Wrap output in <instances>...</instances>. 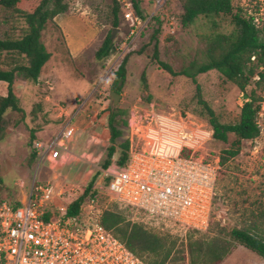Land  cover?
Returning a JSON list of instances; mask_svg holds the SVG:
<instances>
[{
	"label": "rangeland",
	"instance_id": "obj_1",
	"mask_svg": "<svg viewBox=\"0 0 264 264\" xmlns=\"http://www.w3.org/2000/svg\"><path fill=\"white\" fill-rule=\"evenodd\" d=\"M34 1L23 0L19 8L26 9ZM67 1L69 11L60 14L59 23L66 26L77 44L82 45L88 41L89 44L80 56L73 57L58 22H48L42 41L51 53V58L44 66L39 81L35 83L20 77L14 85L23 112L10 110L6 116L8 134L0 142V203L3 200H23L33 182L38 180L58 182L65 191L67 201L83 193L92 177L104 169V162L108 158L111 145L108 116L113 107L120 106L131 112L133 106L142 101L154 102L164 110L175 108L195 113L198 107L197 86L200 85L204 98L215 110L219 120L235 123L245 102L246 91L251 92L258 80L255 78L243 92L218 70L199 74L197 80H194L185 75H172L152 58L153 46L147 43L156 25L153 18L158 16L162 21L159 38L161 60L170 64L175 71L204 60L203 35L211 32V24L205 19H199L194 25L183 28L179 20L183 0H164L161 3L158 0H139L145 18L142 17L143 28H136V31H141L136 39H133L130 22L120 14L121 25L113 36L111 55L102 60L97 58L96 53L107 35L114 30L109 18L112 0ZM233 4L236 9L241 8L248 16L255 17L259 27L264 26V0H233ZM218 21V30L233 31L234 26L229 18L220 17ZM26 28L27 22L22 14L0 6V38L20 37ZM146 44L145 53L139 54V50ZM125 45V55L122 52L118 54L117 48ZM127 56L126 85L120 101L115 104L111 97V84L115 71ZM11 65L10 55L4 54L0 58V68L8 69ZM7 88L8 83L0 82V97L6 95ZM92 92L95 93L92 104L78 117V130L70 147L71 153L51 167L38 164V160L33 161L32 133H35V139L40 140L53 136L66 117L73 114L79 103ZM92 118L94 120L90 122ZM259 122L264 127V115H260ZM235 138L233 133L229 135L227 143L214 138L206 150V157L211 160L221 159L222 151L229 148ZM122 142L123 137L118 140L114 163L120 157ZM262 200L264 131L260 137L245 141L241 153L221 166L211 221L214 224H211L209 231L195 235L206 236L212 228H218L219 224L229 229L240 226L244 214L249 209H255ZM126 215L128 218L133 216ZM145 225L165 232L157 225ZM181 238L185 239L184 236ZM183 250L180 241L175 261L169 264H190ZM221 264H264V258L235 244L232 253Z\"/></svg>",
	"mask_w": 264,
	"mask_h": 264
},
{
	"label": "built area",
	"instance_id": "obj_2",
	"mask_svg": "<svg viewBox=\"0 0 264 264\" xmlns=\"http://www.w3.org/2000/svg\"><path fill=\"white\" fill-rule=\"evenodd\" d=\"M119 2L136 39L143 18L133 0ZM126 46L117 48L118 54L125 55ZM94 94L79 103L53 136L35 141L38 164L71 153L78 117ZM214 133L208 121L189 110L138 101L129 118L127 161L101 171L78 214H69L72 200H66L55 180L34 181L24 200L0 203V264H148L103 224L105 211L131 214L133 223H151L181 237L192 230L208 231L221 169L219 158L206 157Z\"/></svg>",
	"mask_w": 264,
	"mask_h": 264
},
{
	"label": "trees",
	"instance_id": "obj_3",
	"mask_svg": "<svg viewBox=\"0 0 264 264\" xmlns=\"http://www.w3.org/2000/svg\"><path fill=\"white\" fill-rule=\"evenodd\" d=\"M21 2L23 0H0V6L16 10L27 22V28L22 36L0 38V58L8 54L12 63L8 69L0 68V82L8 83L6 95L0 97V142L8 134L9 123L6 117L8 112L10 110L23 112L20 98L14 90L16 80L22 77L35 83L39 81L44 66L51 58V53L42 41L43 32L48 22L54 21L58 15L68 12L70 8L67 0H35L26 9L19 8ZM133 3L137 13L145 18L139 0H133ZM120 14L123 15L121 3L119 0H112L109 18L114 29L121 25ZM220 17L230 19L234 26L233 31L218 30ZM153 19L156 25L147 44L153 46L152 58L172 75H185L197 80L199 74L218 70L226 79L235 82L243 92L255 78L259 77L251 92L246 91L247 100L235 123L221 122L215 110L204 98L202 87L197 86L198 107L194 111L214 127L215 140L227 143L231 133L236 136L231 146L222 151L220 164L224 166L241 153L245 141L260 137L264 131L259 122L260 112L264 106V26L259 27L255 17L248 16L243 9H236L233 0H183L179 18L181 26L188 28L199 19H205L210 22L212 30L203 35L204 60L175 71L170 64L160 58L159 38L162 33V21L158 16ZM147 44L139 50V54L145 53ZM113 45L112 30L97 51V58L102 60L108 57ZM128 61L129 56L115 71L111 84L112 91L123 93L127 80ZM130 113L129 109L120 106L113 107L110 111L108 127L111 145L108 148V158L103 165L104 169L114 163L117 143L122 137L124 142L120 144V157L115 162L122 166L127 161ZM31 138L33 141L31 158L35 161L38 160V152L34 148L37 140L34 132ZM99 174L100 172L92 177L83 193L72 199L68 210L70 215L79 213L82 202L92 192ZM244 216L240 226L229 229L219 224L218 228H212L206 236L199 237L195 233L203 232L192 230L185 239L168 232L156 231L144 223H133L124 212L105 211L102 220L109 230L126 242L128 247L148 264L174 262L180 241L183 243V252L187 253L190 264H221L232 253L235 244H240L264 258V200L260 201L255 209H249ZM211 224L213 226L214 223Z\"/></svg>",
	"mask_w": 264,
	"mask_h": 264
},
{
	"label": "crops",
	"instance_id": "obj_4",
	"mask_svg": "<svg viewBox=\"0 0 264 264\" xmlns=\"http://www.w3.org/2000/svg\"><path fill=\"white\" fill-rule=\"evenodd\" d=\"M59 16H60V15H58V16L56 17L55 22H58L60 28H61L62 31H63V34H64L65 39H66V43H67V46H68V49H69L71 55H72L73 57H78V56H80V55L82 54V52L84 51V48L89 44V41L86 42V43H83L82 45H79V44H77V41H76V40H72L71 33L68 31V29L66 28V26L63 25L62 23H59ZM93 120H94V118H92V119L90 120V122L93 121ZM49 138H50V137H49ZM49 138H45V139H49ZM68 155H69V154L64 155L60 160L64 159V158L67 157ZM60 160H59V161H60ZM59 161H56V162H53V163H48V164H46V165H44V166L51 167V166H53L54 164L58 163ZM31 186H32V185H31ZM26 196H27V195H26ZM25 198H26V197H25ZM25 198H24V199H25ZM24 199H23V200H24ZM21 200H22V199H21Z\"/></svg>",
	"mask_w": 264,
	"mask_h": 264
},
{
	"label": "water",
	"instance_id": "obj_5",
	"mask_svg": "<svg viewBox=\"0 0 264 264\" xmlns=\"http://www.w3.org/2000/svg\"><path fill=\"white\" fill-rule=\"evenodd\" d=\"M116 30H118V29L113 30V36L116 34ZM111 97H112L113 102L115 104H117L120 101L122 94L115 92V91H111Z\"/></svg>",
	"mask_w": 264,
	"mask_h": 264
}]
</instances>
